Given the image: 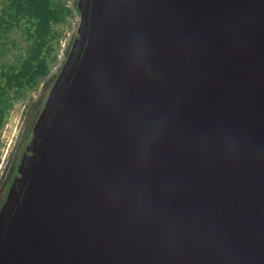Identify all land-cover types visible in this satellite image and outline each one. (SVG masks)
<instances>
[{
	"label": "water",
	"instance_id": "95a60500",
	"mask_svg": "<svg viewBox=\"0 0 264 264\" xmlns=\"http://www.w3.org/2000/svg\"><path fill=\"white\" fill-rule=\"evenodd\" d=\"M75 6L0 264H264V0Z\"/></svg>",
	"mask_w": 264,
	"mask_h": 264
},
{
	"label": "rangeland",
	"instance_id": "374dc122",
	"mask_svg": "<svg viewBox=\"0 0 264 264\" xmlns=\"http://www.w3.org/2000/svg\"><path fill=\"white\" fill-rule=\"evenodd\" d=\"M56 18L51 21L46 42L39 53L44 71L22 87L7 82V77L19 70L29 56L33 38V21L24 17L13 20L6 0H0V147L34 113L37 106L39 119L41 106L61 68L78 23L74 0H49ZM7 144L5 145V147ZM4 154V151H3ZM1 161V158H0Z\"/></svg>",
	"mask_w": 264,
	"mask_h": 264
},
{
	"label": "trees",
	"instance_id": "16d2710c",
	"mask_svg": "<svg viewBox=\"0 0 264 264\" xmlns=\"http://www.w3.org/2000/svg\"><path fill=\"white\" fill-rule=\"evenodd\" d=\"M9 14L13 20L28 17L33 21V30L29 32L33 38V46L19 67V70L7 77V82L22 87L30 82L34 75L42 73L44 66L39 58L50 23L56 18L49 0H6Z\"/></svg>",
	"mask_w": 264,
	"mask_h": 264
},
{
	"label": "flooded vegetation",
	"instance_id": "af4514ba",
	"mask_svg": "<svg viewBox=\"0 0 264 264\" xmlns=\"http://www.w3.org/2000/svg\"><path fill=\"white\" fill-rule=\"evenodd\" d=\"M76 4V0H74ZM37 109L27 119L22 121L14 138L7 143L2 140L0 147V217L13 198L17 177L31 155L38 131ZM7 146L5 147V145ZM4 151V154H3Z\"/></svg>",
	"mask_w": 264,
	"mask_h": 264
}]
</instances>
